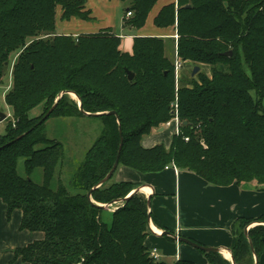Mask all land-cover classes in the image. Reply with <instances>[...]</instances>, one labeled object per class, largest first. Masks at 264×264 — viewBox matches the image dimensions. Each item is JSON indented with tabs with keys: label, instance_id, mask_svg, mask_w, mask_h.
Masks as SVG:
<instances>
[{
	"label": "trees",
	"instance_id": "16d2710c",
	"mask_svg": "<svg viewBox=\"0 0 264 264\" xmlns=\"http://www.w3.org/2000/svg\"><path fill=\"white\" fill-rule=\"evenodd\" d=\"M157 1L132 0L126 6L132 14L127 24L142 27ZM84 5V0H0V84L10 74L4 101L13 116L0 141V199L8 214L22 211L21 230L44 233L43 239L16 249L15 258L30 264H167L150 256L145 245L148 214L153 215L142 193L134 192L108 213L88 200L87 191L112 167L119 126V164L140 172L171 165L211 185L255 181L264 190V0L168 3L154 24L174 26L176 40L135 36L131 52L119 48L120 37L110 29L57 34V6L64 20L90 19ZM166 40L182 62L207 65L210 76L199 68L195 76L180 73L176 79L174 62L165 55ZM228 51L231 55L224 54ZM65 91L78 96L84 112L101 113L93 116L101 120V134L72 176L76 193L60 183L53 186L64 152L43 131L50 116L85 115L67 93L58 98ZM57 98L44 120L29 115L37 106L47 112ZM175 105L181 124L169 147H143L142 136L170 121ZM19 158L24 175L17 171ZM36 168L42 170L40 184L32 178ZM109 181L92 191L93 201L106 204L137 188L133 182ZM252 222L258 224L247 237L244 228ZM232 232L235 263L252 264L255 254L259 264L264 215L236 220ZM200 251L211 264H230L218 252Z\"/></svg>",
	"mask_w": 264,
	"mask_h": 264
},
{
	"label": "crops",
	"instance_id": "0c3cea01",
	"mask_svg": "<svg viewBox=\"0 0 264 264\" xmlns=\"http://www.w3.org/2000/svg\"><path fill=\"white\" fill-rule=\"evenodd\" d=\"M84 1L90 19L72 17L64 20L61 18V6H57V34L78 36L110 29L120 37L119 48L123 52L132 51L135 36L174 40L177 38L174 26L157 27L154 24V18L160 9L176 0H158L140 28L127 24L131 16H126L124 7L132 0ZM162 126L163 128H152L148 134L143 135L141 145L150 148L163 144L168 148L175 130L173 126H168L166 135L167 126ZM112 179L113 182H133L137 184L140 193L150 197L153 219L150 220V234L145 239V245L149 251L154 249L160 260L172 259L171 264L178 260H189L195 264L211 263L200 250L187 243L178 242L169 235H162L163 231L167 230L206 247L218 248V253L224 259V253L228 254L226 260L229 261L233 223L241 218L256 219L264 215V190H259L255 181L216 186L192 171L171 165L157 172H140L123 164L118 165ZM21 219L20 209H14L8 214L7 205L0 199V264H30L21 257L15 258V250L44 238L41 231L21 230ZM256 224L258 223L252 222L244 228V232ZM252 256L254 258L253 254ZM252 264H255L254 259ZM259 264H264V249L259 256Z\"/></svg>",
	"mask_w": 264,
	"mask_h": 264
},
{
	"label": "rangeland",
	"instance_id": "374dc122",
	"mask_svg": "<svg viewBox=\"0 0 264 264\" xmlns=\"http://www.w3.org/2000/svg\"><path fill=\"white\" fill-rule=\"evenodd\" d=\"M125 10L126 7H124V12ZM123 42L125 43L126 40H123ZM171 47H173L171 46V42L169 40H166L165 55L174 62L175 54L172 50L173 48ZM198 66L201 71L210 76L207 65ZM192 69V65L183 62L182 68L179 72V76L180 73L192 75ZM196 74L197 72L192 76H195ZM195 79H197V77H195ZM8 85L9 87H7ZM10 86L11 76L9 74L4 78L3 83L0 84V112L5 114V118L0 121V141L5 140L7 126L10 122H13L12 110L4 101L5 93L9 90ZM251 94L254 95V92H251ZM69 96V98L78 103L77 99L72 94H70ZM45 114L46 111H43L42 106H37L29 112V115L31 117H43ZM165 129V134L167 135V132L169 130L168 126ZM43 131L46 134L47 138L59 141L64 152V158L61 167L57 168V172L53 180V186L55 187L58 183H60L66 186L69 192L76 193L78 189L73 187L71 184L72 176L79 164L84 160L86 151L100 136L102 131L101 120L97 117L87 115L72 117L50 116L44 122ZM24 167V159L19 158L17 171L20 175H24ZM32 178L36 183L40 184L42 182V170L40 168H36L33 172ZM110 182H113V179H111L109 183ZM117 205V203L113 204L106 210L108 211V213H110L111 211L116 209ZM104 217L109 219L110 216L109 214H105ZM243 257L245 260L247 258H250L249 256ZM163 261L167 264H171L172 259L165 258L163 259ZM229 262L230 264H232L231 259H229ZM242 263L244 262L242 261Z\"/></svg>",
	"mask_w": 264,
	"mask_h": 264
},
{
	"label": "water",
	"instance_id": "95a60500",
	"mask_svg": "<svg viewBox=\"0 0 264 264\" xmlns=\"http://www.w3.org/2000/svg\"><path fill=\"white\" fill-rule=\"evenodd\" d=\"M231 53H232L231 51H228V52H225L224 54H225V55H231ZM198 70H199V66H194L193 69H192V72H191L192 75H194ZM125 71H126L127 79H128V80H132L134 74H133L131 71L127 70V69H126ZM63 93H67L68 95H70V94H74V95L76 96V98H77L79 109H80L85 115H89V116H98V115L101 114V113H89V112H84L83 109H82V105H81V102H80L78 96H77L75 93H73V92H70V91L61 92V93L59 94L58 98H60V96H61ZM58 98L55 100V103L49 108V110L46 112V114L42 117L41 120H44L46 117L49 116V114L52 112L53 108L55 107V104H56ZM110 113L116 115V112H115V111H110ZM4 118H5V114H3V113L0 112V121H2ZM183 124H186V121H183ZM160 128H163V126L160 127ZM119 136H120V143H119V147H118V151H117V154H116V158H115V160H114V162H113V164H112V167H111L110 170L107 172V174H106V175H105V176H104V177H103V178H102L97 184H95L91 189H89V190L87 191V194H86L88 200H89L92 204H94V205H96V206H98V207H100V208H102V209H105V210H106L107 208H109L110 206H112L113 204H116V203H117V204L123 203V202H124L125 200H127V199L130 197V195H132L134 192H139V189H138V187H137V188H135L133 191H131L127 196H125L124 198L115 199V200H112L111 202L106 203V204H99V203H96V202L93 201V199L91 198V193H92V191H93L95 188H99L101 185L107 183V182L111 179L112 175L114 174V172L116 171V169H117V167H118V164H119V156H120V152H121V148H122V143H123V137H122V132H121L120 126H119ZM146 198H147V209H148V212L150 213V207H151L150 197L147 196ZM150 220H151V218H150V214H148V225L150 224ZM244 233H245V235L248 237V235H247V230H245ZM162 235H169V236H171L174 240H176V241H178V242H184V243H187V244L193 246L194 248H196V249H198V250H202V251H205V252H220V250H219L218 248H211V247L203 246V245H201V244H198V243L194 242V241L191 240V239L183 238V237H180V236H177V235L171 234V233L168 232L167 230L163 231V232H162ZM249 243H250V246H252L250 240H249ZM230 258H231V260H232V264H235L232 255L230 256ZM254 260H255V264H258V259H257V257H256L255 254H254Z\"/></svg>",
	"mask_w": 264,
	"mask_h": 264
},
{
	"label": "built area",
	"instance_id": "2783aa9c",
	"mask_svg": "<svg viewBox=\"0 0 264 264\" xmlns=\"http://www.w3.org/2000/svg\"><path fill=\"white\" fill-rule=\"evenodd\" d=\"M131 12H126V16H131ZM182 60L178 57L177 53L175 52V58H174V72H175V78L177 79L178 76H179V72H180V69L182 68ZM175 107V113H174V116L173 118L166 122L165 124H163L164 126H173L174 127V130H175V133H178V130H179V126L181 124L178 116H177V113H176V105L174 106ZM150 256H152L155 260H158L159 259V256L156 254L155 250H151L150 252Z\"/></svg>",
	"mask_w": 264,
	"mask_h": 264
},
{
	"label": "bare ground",
	"instance_id": "6f19581e",
	"mask_svg": "<svg viewBox=\"0 0 264 264\" xmlns=\"http://www.w3.org/2000/svg\"><path fill=\"white\" fill-rule=\"evenodd\" d=\"M75 98H76V96L74 95V94H72ZM77 99V98H76ZM224 257L226 258V259H228V254L225 252L224 253ZM229 259H230V256H229Z\"/></svg>",
	"mask_w": 264,
	"mask_h": 264
}]
</instances>
